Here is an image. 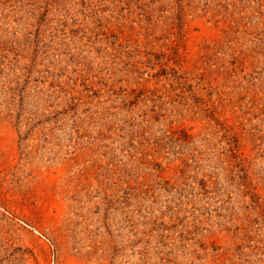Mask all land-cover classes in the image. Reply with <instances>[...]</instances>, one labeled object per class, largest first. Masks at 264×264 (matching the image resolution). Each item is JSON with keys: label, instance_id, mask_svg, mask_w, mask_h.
I'll list each match as a JSON object with an SVG mask.
<instances>
[{"label": "rangeland", "instance_id": "1", "mask_svg": "<svg viewBox=\"0 0 264 264\" xmlns=\"http://www.w3.org/2000/svg\"><path fill=\"white\" fill-rule=\"evenodd\" d=\"M0 264H264V0H0Z\"/></svg>", "mask_w": 264, "mask_h": 264}]
</instances>
